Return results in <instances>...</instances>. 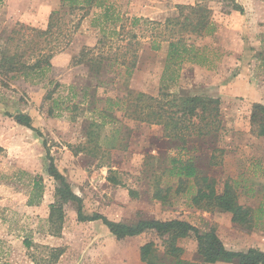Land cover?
<instances>
[{"label": "rangeland", "instance_id": "1", "mask_svg": "<svg viewBox=\"0 0 264 264\" xmlns=\"http://www.w3.org/2000/svg\"><path fill=\"white\" fill-rule=\"evenodd\" d=\"M133 1L135 11L130 10ZM157 2L108 0L120 21L104 24L103 9L93 8L78 21L82 12L70 13L61 0H0V51L22 54L28 64L52 55L42 77L25 80L0 71V264H42L52 248L63 249L55 264H142L139 249L150 241L162 251L155 235L117 240L101 222H78L72 204L64 206L61 236H50L49 205L58 184L45 171L46 151L81 198L85 215L101 214L129 225L183 220L200 232L214 229L227 250L255 247L264 252V219L246 231L234 227L228 213L191 206L193 181L187 184L189 191L170 192L164 201L153 198L156 183L176 182L169 176L171 160L194 158L198 176L213 180L217 192L228 180H237L239 204L256 209L264 201V137L257 136L250 119L254 103L264 104V0L249 1L247 10L242 0H195L211 10L216 31L185 37L206 48L214 65L207 69L184 63L174 84L162 81L169 33L163 27L166 17L161 18L164 6ZM53 11H60L61 29L41 35ZM232 12L237 19L230 22ZM81 51L86 59L102 57L101 67L91 71L87 61L78 62ZM162 87L176 95L217 98V138L178 147L161 126L131 119L133 105L126 104L136 93L157 97ZM17 114L30 116L41 136L17 124ZM39 179L41 200L28 206ZM24 238L32 243L29 249ZM179 245L185 260L197 262L193 240Z\"/></svg>", "mask_w": 264, "mask_h": 264}, {"label": "trees", "instance_id": "2", "mask_svg": "<svg viewBox=\"0 0 264 264\" xmlns=\"http://www.w3.org/2000/svg\"><path fill=\"white\" fill-rule=\"evenodd\" d=\"M107 1L61 0V6L70 13L82 12L78 21L88 16L93 8L103 9L100 16L104 19V24L108 22L114 24L113 22L120 21V18L112 11V6L106 4ZM236 7L241 12L239 6L235 5ZM177 12V16L167 18L163 25L169 36L166 38L168 39V49L162 81L167 80L169 84L176 82L178 71L184 63H191L207 69L214 65L205 51L206 48L196 47L193 42L188 43V37H185L202 38L215 33L216 26L211 20V10L206 6L195 4L192 6L178 5ZM59 13L60 11L50 13L46 30L40 31L41 35H52L54 33L53 27L61 29L57 26ZM136 21L137 19H133L132 24ZM69 39L67 44L70 42ZM152 50H158V45L153 46ZM51 56V54L40 56L32 64H28L23 61L22 54L8 53L4 49L0 51V71L19 74L25 80L42 77L51 67L49 62ZM87 57V54L81 51L77 56V61H87L90 70L97 71L103 63V58L91 56L86 59ZM163 90L162 87L160 89L161 94L157 97L148 96L141 92L136 93L135 99L133 98L131 103L126 104V106L133 105L134 110L131 112L133 116L130 118L161 126L165 137L177 144L178 147L185 148L188 143L197 141L211 143L217 138L221 124L217 98L199 95H176L170 92H162ZM124 113L126 114V111ZM13 119L17 124L41 136L40 132L32 126L30 116L17 114L13 116ZM250 119L256 123L257 136L264 137V104L254 103ZM45 157L47 161L45 171L58 184L55 188L54 202L49 205L47 224L50 236H61L65 218L64 206L72 204L75 207L78 222H101L117 240L137 237L142 234H151L159 238L162 251L158 250L153 241L144 243L140 247L139 259L142 264H264L263 251L257 248H249L243 252L227 250L214 229H210L208 232H200L197 227L183 220L173 219L161 222L151 219L129 225L109 221L101 214L85 215L81 198L72 191L48 151H46ZM171 162L172 169L169 176L175 178L176 182L165 186L156 183L154 185V199L164 201L170 192L181 194L184 191H189L187 184L193 181L195 191L189 201L191 206L208 212L218 210L228 213L231 216L233 226L241 230L251 231L263 222L264 201L256 209L239 204L237 190L240 184L237 180H228L222 191L217 192L213 180L206 176H198L194 158L173 159ZM261 175L264 177V169ZM32 189L28 206L38 204L41 200L43 192L41 179L33 182ZM247 190L252 192L251 187ZM184 239H191L196 243L197 262L183 258L184 249L179 245V241ZM23 244L27 249L32 246L28 238H24ZM62 253L63 249H50L49 257L42 264H55Z\"/></svg>", "mask_w": 264, "mask_h": 264}, {"label": "crops", "instance_id": "3", "mask_svg": "<svg viewBox=\"0 0 264 264\" xmlns=\"http://www.w3.org/2000/svg\"><path fill=\"white\" fill-rule=\"evenodd\" d=\"M242 1H244V9H246L247 10V8H246V6H245V4H247V3H249V1H251V0H242ZM252 2H254V1H252ZM58 3H60V2H58ZM157 3H160L159 5H157V7L158 6H164L163 7V9H160L161 11H163V14H157L156 12L154 13V12H152V14L153 15H155V16H160V15H163L161 18H163V19H165V17H166V19L167 18H169V16H172V15H174V14H176V12H177V10H176V7L178 6V5H195L194 3H195V0H164V1H161L160 0V2H157ZM163 3H164V5H163ZM134 4H136L134 1H133V3L131 4V8H130V10H132L133 9V11H135V9H134V7H135V5ZM249 6V5H248ZM251 6V5H250ZM253 6V5H252ZM252 8H255V6L254 7H252ZM134 13V12H133ZM138 12H136V13H134V14H137ZM137 15H141V14H137ZM231 19H237V18H235V16H234V12H232V16H231V18H230V22L232 21ZM224 20L223 19H221V22H223ZM228 27V26H227ZM222 28L219 30V31H221L222 32ZM76 55V54H75ZM199 68L198 67H196V66H193V70L194 71H197ZM199 96H203V95H199ZM252 248H255V247H252ZM262 251V250H261Z\"/></svg>", "mask_w": 264, "mask_h": 264}]
</instances>
